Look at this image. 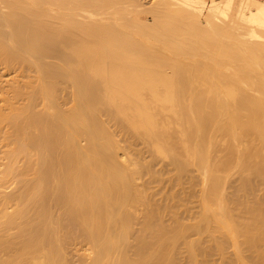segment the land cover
Segmentation results:
<instances>
[{
    "label": "bare ground",
    "instance_id": "obj_1",
    "mask_svg": "<svg viewBox=\"0 0 264 264\" xmlns=\"http://www.w3.org/2000/svg\"><path fill=\"white\" fill-rule=\"evenodd\" d=\"M262 190L264 0H0V264H264Z\"/></svg>",
    "mask_w": 264,
    "mask_h": 264
},
{
    "label": "rangeland",
    "instance_id": "obj_2",
    "mask_svg": "<svg viewBox=\"0 0 264 264\" xmlns=\"http://www.w3.org/2000/svg\"><path fill=\"white\" fill-rule=\"evenodd\" d=\"M133 149H136V151H137V149H138V151L141 149V152H143L142 155H144L143 157L146 158L148 156L146 160L144 159L145 161H148V159L150 157H152V156H149V153H151V152L148 151V148L145 147V145L143 146V144L140 143V142L137 143L135 146H133ZM157 160H158V162H157ZM157 160H155V163L156 164L152 166V171H154V170L157 171V173H159V175H157V176L159 177L161 175L160 177H162L161 179H163V182H164L163 186L162 185L161 186H157L156 184L153 185V186L156 185L157 188H158V190H159L158 191L159 194L157 196L158 197H162V195L163 196L165 195V193H164L165 191H166V194H168V193H170V190L171 189H172L171 191H173V192H178L177 194H180V198H181L178 201V203L176 204V207H175V211L177 213L178 219L179 220L181 219L180 221L181 222L183 221V223L184 222L185 223L186 222L187 223L188 222L190 223V221L192 222L197 217V215L199 213L198 192L200 190L199 189L200 188L199 187L200 185L198 183L199 181L197 182L198 179L196 177L197 176L196 173H195L196 171L191 170L192 172L189 171L191 173L188 172L189 174H188V176H186V178L188 179V177L190 175V180L191 181H193V179H197L196 181L195 180L193 181L194 184L196 183L195 185L193 183H190V182L188 183L189 180H187V179L184 178L185 180H183L181 184L174 185L173 188L169 189L170 188V185H168V183L166 184V182L169 181L168 178H170V176H171L172 173H169L167 171L164 172V170H165L164 166L166 165V164H164V162L166 163L167 160L164 159L165 160L164 161V160L161 159V161H160V158L157 159ZM153 164H154V162H153ZM160 172H162V174ZM147 177H148V175H146V178ZM146 178H144V179H146ZM164 180H166V181H164ZM189 185H192V187H190ZM167 190H169V192H167ZM260 191L261 190H259V193H260ZM262 192H261V194H264V190H262ZM186 194H190V195L187 196ZM169 220L170 219H168V217H167V221L166 220L165 221L169 224V223H171L170 222L171 220L170 221ZM224 236H222V237L218 236L217 238L220 237L219 239L220 240L222 239L221 246L222 245L224 246V250L226 252V255H221L220 256L219 253L213 248L211 250V254L209 255V258H208V263H209V261H211L212 263H209V264H214V263L215 264H227V262L229 261V259H226L227 257H225V256H227V255H230L231 256L233 254L232 245L230 244V242H228L229 240H225L227 237L225 236L226 237L225 238ZM197 237L202 238V240L203 241H206L207 244L210 243L209 240L206 237V233L205 232L202 233V234L201 233L200 234H197V233L190 232L189 233V236H188L189 239H191V238H197ZM227 243H229V245ZM185 250H186L185 246L184 245H180L179 253L177 254V259L182 264H190L191 262H188V260H187L188 259L187 258V253L185 252ZM196 257H197L196 258L197 259V264H205V262L203 261L204 259H203V257L201 255L198 254ZM231 257H233V255ZM231 257H229V258H231ZM228 264H230V263L228 262Z\"/></svg>",
    "mask_w": 264,
    "mask_h": 264
}]
</instances>
